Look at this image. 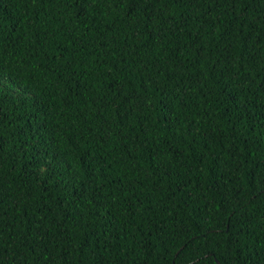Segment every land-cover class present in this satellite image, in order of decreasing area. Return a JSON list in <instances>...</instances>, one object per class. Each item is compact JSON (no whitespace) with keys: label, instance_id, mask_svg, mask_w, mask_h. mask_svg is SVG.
I'll return each mask as SVG.
<instances>
[{"label":"trees","instance_id":"16d2710c","mask_svg":"<svg viewBox=\"0 0 264 264\" xmlns=\"http://www.w3.org/2000/svg\"><path fill=\"white\" fill-rule=\"evenodd\" d=\"M0 264H264V0H0Z\"/></svg>","mask_w":264,"mask_h":264}]
</instances>
